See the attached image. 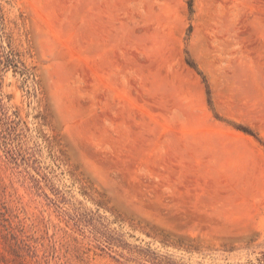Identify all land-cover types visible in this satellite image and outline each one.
Masks as SVG:
<instances>
[{
  "label": "rangeland",
  "instance_id": "rangeland-1",
  "mask_svg": "<svg viewBox=\"0 0 264 264\" xmlns=\"http://www.w3.org/2000/svg\"><path fill=\"white\" fill-rule=\"evenodd\" d=\"M0 264H264V0H0Z\"/></svg>",
  "mask_w": 264,
  "mask_h": 264
}]
</instances>
